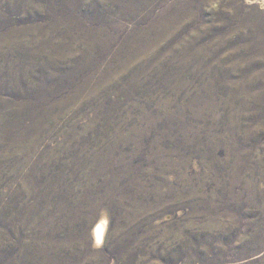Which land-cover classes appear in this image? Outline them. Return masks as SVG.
<instances>
[{"label":"rangeland","instance_id":"1","mask_svg":"<svg viewBox=\"0 0 264 264\" xmlns=\"http://www.w3.org/2000/svg\"><path fill=\"white\" fill-rule=\"evenodd\" d=\"M0 264H264V0H0Z\"/></svg>","mask_w":264,"mask_h":264},{"label":"bare ground","instance_id":"2","mask_svg":"<svg viewBox=\"0 0 264 264\" xmlns=\"http://www.w3.org/2000/svg\"><path fill=\"white\" fill-rule=\"evenodd\" d=\"M103 226H104V222H100L98 223L94 230H93V235H94V238L97 242H102V239H103Z\"/></svg>","mask_w":264,"mask_h":264}]
</instances>
